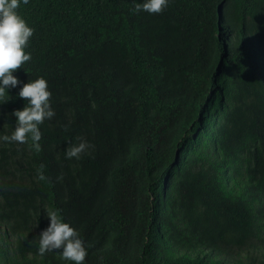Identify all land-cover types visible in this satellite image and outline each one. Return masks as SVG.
I'll list each match as a JSON object with an SVG mask.
<instances>
[{"label": "trees", "instance_id": "obj_1", "mask_svg": "<svg viewBox=\"0 0 264 264\" xmlns=\"http://www.w3.org/2000/svg\"><path fill=\"white\" fill-rule=\"evenodd\" d=\"M137 2L18 9L32 59L14 72L0 132L25 106L19 87L41 76L56 115L39 152L0 144V264H69L37 255L45 208L79 232L86 264H264V0H170L145 16ZM219 27L239 43L232 61ZM78 138L93 148L67 159Z\"/></svg>", "mask_w": 264, "mask_h": 264}, {"label": "clouds", "instance_id": "obj_2", "mask_svg": "<svg viewBox=\"0 0 264 264\" xmlns=\"http://www.w3.org/2000/svg\"><path fill=\"white\" fill-rule=\"evenodd\" d=\"M29 2L30 0H0V104L9 101L10 90L17 88L22 83L14 75V72L32 59L31 52H26V49L35 30L18 12L21 4L27 5ZM169 3L170 0H142V2H137L130 11L139 16L161 14L169 6ZM220 21L221 12H219V23ZM217 34L221 39V47H223L225 55L232 61L229 51L239 43L230 40L226 28L219 27ZM261 54L263 58L264 49L261 50ZM220 56L223 59L221 52ZM238 56L239 59L236 62L243 60L246 54L239 48ZM231 65L232 62H226L225 67L228 68V72ZM226 78L225 76L224 79ZM18 97L25 100V106L23 109L11 113V116L16 120L14 128L10 134L0 132V144L23 145L30 142V147L39 152L41 150L39 142L42 139L41 125L45 121L52 120L56 115L52 107V92L49 89L48 81L43 76L30 80L19 87ZM92 148L93 145L87 140L78 138L77 142L69 141L64 155L70 160H80ZM209 151L216 152L215 149ZM220 167L222 170L228 168L223 163ZM245 167L243 166V168ZM243 173L244 170H241V175ZM38 179L40 181L47 179L43 171L38 172ZM258 195L261 196V193ZM44 212L49 225L34 239L38 243L37 255L44 257L48 253H55L69 264H86L88 250L79 232L70 223L65 222L62 215L56 210L45 208Z\"/></svg>", "mask_w": 264, "mask_h": 264}]
</instances>
